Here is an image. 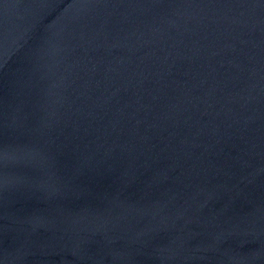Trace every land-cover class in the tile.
Masks as SVG:
<instances>
[{
  "label": "water",
  "instance_id": "95a60500",
  "mask_svg": "<svg viewBox=\"0 0 264 264\" xmlns=\"http://www.w3.org/2000/svg\"><path fill=\"white\" fill-rule=\"evenodd\" d=\"M0 264H264V0H0Z\"/></svg>",
  "mask_w": 264,
  "mask_h": 264
}]
</instances>
